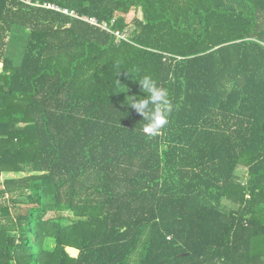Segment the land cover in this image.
I'll return each instance as SVG.
<instances>
[{
  "label": "trees",
  "instance_id": "obj_1",
  "mask_svg": "<svg viewBox=\"0 0 264 264\" xmlns=\"http://www.w3.org/2000/svg\"><path fill=\"white\" fill-rule=\"evenodd\" d=\"M4 173L0 264H264V0H0Z\"/></svg>",
  "mask_w": 264,
  "mask_h": 264
},
{
  "label": "clouds",
  "instance_id": "obj_2",
  "mask_svg": "<svg viewBox=\"0 0 264 264\" xmlns=\"http://www.w3.org/2000/svg\"><path fill=\"white\" fill-rule=\"evenodd\" d=\"M141 92L145 96H127L125 104L141 115L146 121L141 127V132L149 138H154L161 133L168 123V117L173 110L166 88L161 87L151 76H143L136 80Z\"/></svg>",
  "mask_w": 264,
  "mask_h": 264
},
{
  "label": "built area",
  "instance_id": "obj_3",
  "mask_svg": "<svg viewBox=\"0 0 264 264\" xmlns=\"http://www.w3.org/2000/svg\"><path fill=\"white\" fill-rule=\"evenodd\" d=\"M41 6L57 11V12H60V13H63L65 15H69L71 17H74L76 19H79L81 21L87 22L91 25H94V26H97V27H100L106 30H109V25L114 22V19H112L109 23L106 21H99L96 17L78 14L74 10L68 9L66 7H62L56 3L47 2V3L42 4ZM114 34L116 36V42H119L121 39L126 37L125 32H120L118 30L114 31Z\"/></svg>",
  "mask_w": 264,
  "mask_h": 264
},
{
  "label": "rangeland",
  "instance_id": "obj_4",
  "mask_svg": "<svg viewBox=\"0 0 264 264\" xmlns=\"http://www.w3.org/2000/svg\"><path fill=\"white\" fill-rule=\"evenodd\" d=\"M26 175L25 173H4L0 176V181L5 178H15V177H23Z\"/></svg>",
  "mask_w": 264,
  "mask_h": 264
}]
</instances>
